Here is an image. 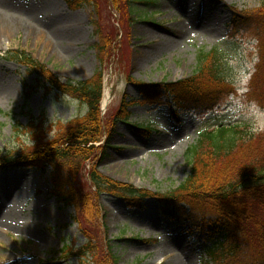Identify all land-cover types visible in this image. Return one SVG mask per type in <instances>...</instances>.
Instances as JSON below:
<instances>
[{
    "label": "rangeland",
    "instance_id": "374dc122",
    "mask_svg": "<svg viewBox=\"0 0 264 264\" xmlns=\"http://www.w3.org/2000/svg\"><path fill=\"white\" fill-rule=\"evenodd\" d=\"M105 4L106 0L100 1L96 17L92 6L71 9L64 0H0V158L33 151L76 119L55 112L50 118L51 103L59 102L63 94L46 81L42 68L63 82L90 79L100 66L94 19L105 35L115 30L119 35L118 49L103 73L104 96L107 92L111 96L103 114L106 119L115 115L124 95L142 98L140 81L178 84L187 80L196 72L202 49L219 48L225 83L215 108L204 114L186 110L187 96L180 91H166V100L159 105L132 106L128 124L114 125L106 156L100 150L86 162L87 170L96 165L100 173L121 183L167 193L188 176L186 151L202 130L246 124L254 133L264 131V107L249 90L259 63L255 36L229 34L235 11L258 10L261 0L139 2L133 5L132 25L122 24L124 17ZM187 4L198 12L209 5V13L219 21L215 27H204L195 18L187 23ZM58 110L61 115L68 111L63 105ZM18 122L39 128L22 133L15 128ZM135 123L150 124L152 130L141 131ZM60 168L65 183L86 190L87 171L74 176ZM53 171L51 165L46 170L0 167V264H92V255L71 256L72 249L87 242L84 230L97 238L99 256L104 245L105 255L119 257L117 264H205L208 260L207 247L215 240L204 242L208 234L201 228L191 230L182 220L164 217L154 197L131 200L128 192L103 193L102 218L86 221L79 214L80 226L75 206L54 195Z\"/></svg>",
    "mask_w": 264,
    "mask_h": 264
},
{
    "label": "trees",
    "instance_id": "16d2710c",
    "mask_svg": "<svg viewBox=\"0 0 264 264\" xmlns=\"http://www.w3.org/2000/svg\"><path fill=\"white\" fill-rule=\"evenodd\" d=\"M100 1L66 0L71 9L92 6L96 17L100 12ZM106 2L105 6L110 5L118 11L124 17L120 21L127 25L134 23V4H154L153 0ZM261 3L262 7L258 10L235 11L229 24V34L251 33L258 42L259 63L251 78L249 90L252 97L264 107V0ZM92 22L98 36L94 48L100 66L90 79L78 83L63 82L49 69L42 68V74L52 88L87 104V114L62 127L53 139L38 143L33 151L18 157L0 158V167L34 166L45 170L48 165L53 166L54 195L60 202L75 206V218L80 226L83 225L82 217L86 221L102 218L99 199L103 193L128 192L131 200L154 197L160 202V213L164 217L183 220L190 229L201 228L208 234L206 239H216L218 235L224 237V241L218 240L207 248L206 264H264V131L254 133L246 124H224L202 130L198 139L186 151L190 165L188 176L176 190L167 193L137 189L121 183L100 173L96 165L86 169V162L92 161L100 150L102 157L106 156L114 125L118 122L128 124L132 106L159 105L165 99L166 91L170 94L180 91L187 96L183 107L201 114L215 107L216 100L224 92L221 83H225L221 78L222 59L219 48L208 52L202 49L197 58L196 72L187 80L178 84H145L140 81L142 98L124 96L115 115L110 120L106 119L101 110L103 73L106 63L112 61L118 49L119 35L116 30L105 35L98 20ZM175 119L178 120L177 112ZM28 125L22 126L18 122L15 128L22 133L32 127L39 128L34 123ZM133 126L141 131L152 130L151 125L146 123H135ZM103 140L106 145L101 144ZM60 167L68 169L72 174L74 172V176L78 173L84 176L83 173L87 171L89 182L86 190L80 191L65 183L64 177L58 174ZM83 233L87 242L82 248L73 249L71 256L88 258L92 255L95 258L92 264L118 263L119 257L112 253L105 255L104 245L102 255L99 256L97 238L87 230Z\"/></svg>",
    "mask_w": 264,
    "mask_h": 264
},
{
    "label": "clouds",
    "instance_id": "9594fccd",
    "mask_svg": "<svg viewBox=\"0 0 264 264\" xmlns=\"http://www.w3.org/2000/svg\"><path fill=\"white\" fill-rule=\"evenodd\" d=\"M58 105H63L65 108L68 109V111L65 112L63 115H61V113L58 110ZM49 112H50V118L53 116L55 112L59 114L60 116H62L63 118L67 120H71L77 117L83 118L88 112V106L87 104H82L80 99L69 96L64 93L61 96L59 102L53 101L51 103ZM30 142L32 143L34 147V142L32 139L30 140Z\"/></svg>",
    "mask_w": 264,
    "mask_h": 264
},
{
    "label": "bare ground",
    "instance_id": "6f19581e",
    "mask_svg": "<svg viewBox=\"0 0 264 264\" xmlns=\"http://www.w3.org/2000/svg\"><path fill=\"white\" fill-rule=\"evenodd\" d=\"M186 16H187V20L186 22L188 23V20L190 22L191 19L195 18L196 21L199 22H203V26L205 27V25L208 27H215V23H217L218 18H216L215 15H213V13H209V9L210 6L209 5H205L204 8L202 10H200L199 12L196 11L192 6H188L186 7ZM218 17V16H217ZM1 18V17H0ZM110 93L107 92L104 96V100H103V105L105 107H108L109 102H110ZM6 259H8V257H6Z\"/></svg>",
    "mask_w": 264,
    "mask_h": 264
}]
</instances>
